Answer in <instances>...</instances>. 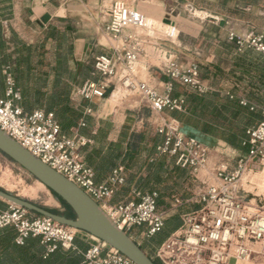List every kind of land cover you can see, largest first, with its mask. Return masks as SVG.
Listing matches in <instances>:
<instances>
[{
  "label": "built area",
  "instance_id": "built-area-1",
  "mask_svg": "<svg viewBox=\"0 0 264 264\" xmlns=\"http://www.w3.org/2000/svg\"><path fill=\"white\" fill-rule=\"evenodd\" d=\"M110 18L106 31L115 43L111 46L112 55L97 58L94 65L102 79H117L123 89L142 96L155 114L182 110L183 100L171 97V82L204 93L198 68L194 65L183 67L168 53H164L162 64L163 73L170 80L165 94L157 93L137 79L136 64L143 53V41L136 33L123 36L122 32L128 29L147 34L161 31L162 37L171 41L178 37L174 24H164L165 29L160 30L153 19L121 3L113 5ZM228 40L239 49L246 46L264 52L259 36L249 34L239 39L229 34ZM153 49L161 52L156 45ZM106 88L101 82H87L77 95L85 100L103 98ZM19 100L20 95L8 77L5 97L0 98L2 132L81 189L127 235L133 228H144V237L149 239L162 229L164 216L157 208L156 192L141 194L134 190L132 195L135 199L112 205V198L125 184L124 168H114L105 183L96 184L92 169L83 163L78 153L79 148L89 141L80 136L70 138L61 134L59 124L50 113L41 110L23 113L16 105ZM85 114L91 115V111L86 110ZM260 115V121L246 132L247 153L237 160L231 171L224 165L210 167L207 149L197 141L185 138L176 125L158 129L157 132L164 135L163 143L156 149L158 156L174 158L176 166L190 170L195 177L205 172L220 182L216 186L205 185L198 195L199 209L183 215L182 229L171 234L157 248L154 260L159 264H228L231 259H250L256 253L254 246H259L264 254V206L248 207L237 197L239 181L254 165L264 166V108ZM172 201L175 208L185 203L180 196H174ZM5 227H13L17 231V244H22L28 237H38L48 252L58 247L76 250L74 239L78 232L13 205L0 212V229ZM89 238L100 243L93 237ZM81 255L84 264H134L115 249L102 248L101 243L89 247Z\"/></svg>",
  "mask_w": 264,
  "mask_h": 264
},
{
  "label": "crops",
  "instance_id": "crops-1",
  "mask_svg": "<svg viewBox=\"0 0 264 264\" xmlns=\"http://www.w3.org/2000/svg\"><path fill=\"white\" fill-rule=\"evenodd\" d=\"M121 2H124L126 6L128 3L130 6L127 7L153 19L156 23L171 22L178 32L177 39L171 41L164 39L161 31L147 34L128 29L122 32L123 36L136 33L139 35V40L143 41L141 44L143 53L136 64L137 78L140 82L148 84L161 95L166 93V86L170 80L164 75L162 64L164 53H168L178 64L181 59H188L185 65L180 64L183 67L194 65L198 68L201 83L205 88L204 93L216 92L224 95L237 102L239 106L247 107L259 115L264 108V52L246 46L239 49L234 42L228 40L229 34L239 39L252 34L261 37L264 46V0H259L257 5L219 0L216 4H207L203 7L192 6V10L203 14L204 18H198L202 25L200 29L186 31L183 28L185 17H181L177 11V0H48L46 4H43L41 0H12V18L2 23L6 34L10 27L26 44L37 45L41 43L42 35L49 27L61 31L70 30L71 55L68 62L69 72L73 78L70 106L82 110L70 138L79 136V129L85 127L80 126L84 122L83 117L88 116L91 120L89 129L91 144L102 139L104 151L112 145L119 144V155L114 168L118 166L124 168L125 184L112 198V205L135 199L132 195L134 186L140 178L147 177L146 164L153 160L149 157V152L153 151L151 140L158 134V129L165 125H176L181 134L186 133L185 138L193 139L203 145L209 154L210 167L224 165L228 171H231L240 158L238 150L221 141L211 138L200 140L190 129L183 133L180 124L170 116L169 111L153 113L156 116L148 119L137 112L130 113V110H127L134 109L136 106L128 108L123 103L113 104L110 97L112 98L115 92L114 86H107L105 93L108 95L105 99L93 98L84 101L77 95V91L87 82H101V77L95 71L93 73L94 63L99 57L109 58L112 55L111 46L115 43L106 29L110 25V12L113 5ZM60 11H63V17H57ZM47 13L50 14L51 20L47 25H43L40 19ZM21 16L24 17L23 23L20 22ZM52 45V41L46 42L45 49L48 53L44 56L45 61L51 63L54 61L52 52H55ZM153 45L159 47L161 52H155ZM86 67L92 71L90 75L93 79L90 81L80 78L82 70ZM117 69L120 70L121 67L118 66ZM49 87L50 84L47 91ZM5 93L1 98L5 97ZM19 102L20 100L16 102L18 107ZM86 110H90L91 115H86ZM103 132L104 136H101ZM132 135L139 137V142L133 143V147H131L130 139ZM80 137L88 139L81 135ZM157 147L153 151L154 158L159 157L156 153ZM110 153L94 152V165ZM229 158L234 161L230 163ZM110 171L109 175L94 180L95 183L99 185L105 183L110 176ZM187 171L191 177L200 178L201 183L206 186L220 184L218 180L205 172L195 177L190 170L187 169ZM187 180L184 182H190ZM174 196H180L185 201L178 207H184L181 210L173 206ZM237 197L248 207L264 206V166L254 165L252 170L239 181ZM169 205L168 207L158 204V210L163 214L164 220L174 215L182 219L183 215L199 209L198 204H191V201L181 193L171 196ZM182 227L183 222L175 230L178 231ZM144 230V228H133L128 235L154 259L157 248L151 251L146 247L148 240H145ZM96 245L100 243L91 240L83 233H78L74 239V246L80 254ZM239 262L231 259L228 264Z\"/></svg>",
  "mask_w": 264,
  "mask_h": 264
},
{
  "label": "trees",
  "instance_id": "trees-1",
  "mask_svg": "<svg viewBox=\"0 0 264 264\" xmlns=\"http://www.w3.org/2000/svg\"><path fill=\"white\" fill-rule=\"evenodd\" d=\"M249 5H257L259 0H229ZM12 18V0H0V98L7 89L9 77L14 89L20 94L19 107L25 114L35 110H43L54 116L61 128V134L72 132L76 128L77 120L81 115L80 108L70 106V97L73 94V78L69 72L70 30H57L49 27L42 35L41 43L28 45L10 27L5 33L2 23ZM52 41L54 61H45L48 53L45 49L47 41ZM53 65V66H52ZM95 65V63H94ZM97 74L95 67L93 73ZM92 71L86 67L81 72L82 80H92ZM48 84H50L49 91ZM171 97L183 100L181 111H172L170 116L176 120L183 133L190 129L195 136L202 140L211 138L221 141L240 152V158L248 150L245 144L246 131L254 127L261 115L241 107L237 102L216 92L199 93L197 90L171 82ZM104 94L103 99L107 97ZM85 101V99L82 98ZM87 101V100H86ZM86 104V103H84ZM84 128L79 129V136L88 138L89 141L80 147L78 153L83 163L94 173V180L110 174L115 167L119 155V144L112 145L104 151L102 139L95 144L90 143L91 120L83 117ZM183 136L185 135L182 134ZM104 136V132L101 134ZM133 143L139 142V137L131 136ZM164 135L156 134L152 138V150L163 143ZM149 152L152 162L146 164L147 177L140 178L134 190L141 194L156 192L158 204L166 194H171L180 188L186 180V168L176 166L175 159L168 156L154 158V152ZM94 152H111L94 165ZM109 178V177H108ZM94 181V182H95ZM99 185V184H98ZM52 193V192H51ZM53 194V193H52ZM54 195V194H53ZM55 196V195H54ZM56 197V196H55ZM58 201L67 208L65 213L46 210L53 214H60L66 218H73L71 210L58 197ZM9 204L0 199V212L5 211ZM184 207L178 208L181 210ZM38 216V215H36ZM182 223L177 215L164 220L162 229L146 242V247L151 251L158 248ZM18 233L13 227L0 229V264H84L83 257L77 250H64L58 247L53 252H48L45 244L38 237H28L22 244H17ZM141 248V247H140ZM143 250V248H141ZM144 251V250H143ZM148 255V254H147ZM149 256V255H148ZM150 257V256H149ZM151 258V257H150ZM152 259V258H151ZM155 264H159L152 259Z\"/></svg>",
  "mask_w": 264,
  "mask_h": 264
},
{
  "label": "water",
  "instance_id": "water-1",
  "mask_svg": "<svg viewBox=\"0 0 264 264\" xmlns=\"http://www.w3.org/2000/svg\"><path fill=\"white\" fill-rule=\"evenodd\" d=\"M41 1L43 4L48 2V0ZM63 16V11L57 14V17ZM50 20L51 16L47 13L42 16L40 22L43 25H47ZM0 153L24 169L35 180L58 197L71 210L73 218H66L60 214L50 213L31 202L0 189V199L2 201L24 209L29 213L49 218L78 233L93 237L100 241L102 248H113L134 264H155L135 241L124 231L120 230L105 215L98 204L81 189L43 164L1 130Z\"/></svg>",
  "mask_w": 264,
  "mask_h": 264
},
{
  "label": "rangeland",
  "instance_id": "rangeland-1",
  "mask_svg": "<svg viewBox=\"0 0 264 264\" xmlns=\"http://www.w3.org/2000/svg\"><path fill=\"white\" fill-rule=\"evenodd\" d=\"M218 1L219 0H177L178 2L177 11L180 13L181 17H185L183 18L185 20L183 27L184 31H186L187 29H194V28L200 29V27L202 26L199 23L200 19L198 18L203 19L204 15L194 12L191 8L192 6H196L198 8V7H203L204 5L207 4H216ZM121 4L126 5L124 2H121ZM127 6L130 5L127 3ZM187 16L189 18H187ZM23 18H24L23 16L20 17L21 23H23ZM164 24L157 23L158 28H160V30L162 29L164 30L165 29ZM186 61H188V59L183 58L179 63L185 65ZM100 81L106 86L115 87L114 94L116 95H114L112 98L110 97V100L113 102V104L116 105L119 103H123L124 106H127L128 108L136 106L134 107V109H127V110H130L129 111L130 113L137 112L139 115L143 116V118L152 119L156 116L150 110V108L148 107L146 101L142 96H140L137 93L123 89L120 85V82L117 79L111 78L104 80L101 78ZM72 132L68 131L63 135L66 137H71L70 135L72 134ZM217 159L219 160V158ZM233 161L234 160L229 158L230 163H232ZM187 178L188 180L187 179L186 180L190 182H183L180 186L181 189L178 188L177 191L171 194H166L163 197L161 204H164L169 207L171 196L175 195L176 193H181L185 198L191 201V204L194 205L198 204L197 203L198 195L204 189L205 185L201 183L200 178L196 179L191 177V175H188ZM0 189L13 196L24 199L28 202H31L49 211H54V212L56 211L59 213H65L67 211V208L64 205H62L58 201V199L46 187H44L41 183L35 180L30 174H28L24 169H22L12 161H10L1 153H0ZM160 207L162 208L163 205ZM32 215L34 216L35 214ZM145 240H149V239L145 238ZM253 250L256 253L253 254L250 259L240 261L238 264H264V254L261 252L259 246H254ZM147 253L149 252L147 251ZM149 255L151 254L149 253Z\"/></svg>",
  "mask_w": 264,
  "mask_h": 264
},
{
  "label": "bare ground",
  "instance_id": "bare-ground-1",
  "mask_svg": "<svg viewBox=\"0 0 264 264\" xmlns=\"http://www.w3.org/2000/svg\"><path fill=\"white\" fill-rule=\"evenodd\" d=\"M114 95H116V94H113V96H114ZM113 96H112V97H113Z\"/></svg>",
  "mask_w": 264,
  "mask_h": 264
}]
</instances>
